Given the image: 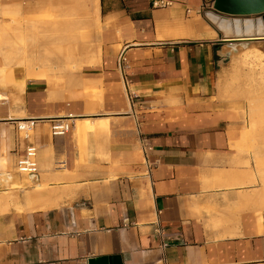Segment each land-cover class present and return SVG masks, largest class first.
Returning a JSON list of instances; mask_svg holds the SVG:
<instances>
[{"label": "crops", "instance_id": "0c3cea01", "mask_svg": "<svg viewBox=\"0 0 264 264\" xmlns=\"http://www.w3.org/2000/svg\"><path fill=\"white\" fill-rule=\"evenodd\" d=\"M99 3L101 60L86 73L98 100H65L26 78L0 100V186L14 183L11 169L34 146L35 180L52 202L0 214V264L112 255L121 264H264V200L211 95L222 41L264 37L224 36L201 10L261 13L218 12L213 0ZM54 117L67 118L69 132L51 134ZM27 118L39 120L18 131L15 120Z\"/></svg>", "mask_w": 264, "mask_h": 264}, {"label": "rangeland", "instance_id": "374dc122", "mask_svg": "<svg viewBox=\"0 0 264 264\" xmlns=\"http://www.w3.org/2000/svg\"><path fill=\"white\" fill-rule=\"evenodd\" d=\"M48 1L0 0V100L17 92L26 78L44 80L65 100L95 102L99 91L86 73L100 65L105 32L100 3L97 11L90 0H54L63 3L55 9ZM25 22L34 24L26 27ZM222 43L225 56L214 82L212 107L226 119L230 144L250 161L251 183L264 200V39ZM119 54L117 66L123 67ZM10 173L16 180L0 186V214L31 211L37 195L50 191L47 185L36 187V180L15 165Z\"/></svg>", "mask_w": 264, "mask_h": 264}, {"label": "water", "instance_id": "95a60500", "mask_svg": "<svg viewBox=\"0 0 264 264\" xmlns=\"http://www.w3.org/2000/svg\"><path fill=\"white\" fill-rule=\"evenodd\" d=\"M213 8L218 12L232 15L261 13L256 18L244 19L225 18L211 10H205L203 15L224 36L264 37V0H213ZM87 264H121V257L112 255L90 258Z\"/></svg>", "mask_w": 264, "mask_h": 264}, {"label": "built area", "instance_id": "2783aa9c", "mask_svg": "<svg viewBox=\"0 0 264 264\" xmlns=\"http://www.w3.org/2000/svg\"><path fill=\"white\" fill-rule=\"evenodd\" d=\"M173 1L174 0H151V5L153 7H166L171 5ZM186 12L189 13L190 9H186ZM119 58L122 59V61L124 60L122 53H120ZM38 120L39 119L37 118L17 119L15 120L16 129L23 133H28L33 130ZM50 120L49 129L50 133L53 135H64L69 132L72 127V123L64 117H54ZM141 149L144 159L147 161V152L150 149V146L145 138L142 139ZM16 168L19 172L27 174L28 176L37 175L36 149L34 146H28L26 148L23 157L17 160Z\"/></svg>", "mask_w": 264, "mask_h": 264}, {"label": "bare ground", "instance_id": "6f19581e", "mask_svg": "<svg viewBox=\"0 0 264 264\" xmlns=\"http://www.w3.org/2000/svg\"><path fill=\"white\" fill-rule=\"evenodd\" d=\"M61 5H63V3L62 2H60V1H54V0H52V1H48L47 2V6L49 7V8H53V9H55V8H59ZM90 5L95 9V10H97L98 11V5H99V0H90ZM212 17H213V15H212ZM31 24H34L33 22H25V26L26 27H28V26H31ZM46 25H49V23H45ZM221 26V25H220ZM35 49H37V45L36 46H34L33 47V49L32 50H35ZM22 63V62H21ZM26 63V62H25ZM26 67H32L33 66V64L31 63V64H29V63H26V65H25ZM30 180H35V176H33V175H30ZM39 185L38 184H36V187H38ZM40 187V186H39ZM51 193V192H50ZM50 193H48V194H45V193H41V194H39V195H37V199H36V201H35V203L34 204H32V207H34V208H39V207H43L44 205H50V204H52V202L50 201V199H51V194ZM1 201V200H0ZM9 201V200H8ZM8 201H5V205H10V202H8ZM54 204H57L56 203V201L54 202Z\"/></svg>", "mask_w": 264, "mask_h": 264}]
</instances>
